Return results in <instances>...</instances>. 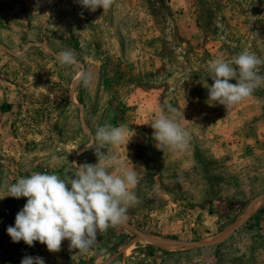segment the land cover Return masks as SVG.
Masks as SVG:
<instances>
[{
    "label": "rangeland",
    "instance_id": "374dc122",
    "mask_svg": "<svg viewBox=\"0 0 264 264\" xmlns=\"http://www.w3.org/2000/svg\"><path fill=\"white\" fill-rule=\"evenodd\" d=\"M66 49L76 65L58 61ZM244 51L264 59V0H0V198L18 178L70 182L73 161L96 164L86 146L105 124L129 141L102 151L138 173L128 219L86 253L14 243L26 198L0 199V264H264V86L227 110L208 100L209 61ZM161 108L185 150L155 146Z\"/></svg>",
    "mask_w": 264,
    "mask_h": 264
},
{
    "label": "clouds",
    "instance_id": "9594fccd",
    "mask_svg": "<svg viewBox=\"0 0 264 264\" xmlns=\"http://www.w3.org/2000/svg\"><path fill=\"white\" fill-rule=\"evenodd\" d=\"M77 3L95 12L97 8L109 9L113 0H77ZM57 59L62 66L78 63L74 50H63ZM261 65L264 59L250 51L233 56L231 61L221 58L209 61L207 72L213 81L207 86L210 105L219 104L227 110L250 97L264 86V76L258 74ZM233 79L236 83H229ZM81 81L87 85L89 76L82 73ZM169 111L176 109L169 106ZM150 127L155 146L162 153L167 149L183 151L188 146L190 134L163 108ZM126 131L124 126H98L86 146L94 149L97 163L73 161L74 176L70 182L54 173L35 172L10 185L6 196L26 198L14 225L6 230L11 240L14 243L22 240L30 247L39 242L51 253L59 252L62 241L68 240L70 249L86 253L97 242L100 232L125 222L128 209L138 203L134 192L138 173L133 166L125 169L116 155H108L102 149L108 145H126L129 141ZM21 264H44V259L25 256Z\"/></svg>",
    "mask_w": 264,
    "mask_h": 264
},
{
    "label": "bare ground",
    "instance_id": "6f19581e",
    "mask_svg": "<svg viewBox=\"0 0 264 264\" xmlns=\"http://www.w3.org/2000/svg\"><path fill=\"white\" fill-rule=\"evenodd\" d=\"M250 212V211H249ZM250 214V213H249Z\"/></svg>",
    "mask_w": 264,
    "mask_h": 264
}]
</instances>
